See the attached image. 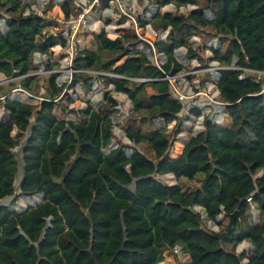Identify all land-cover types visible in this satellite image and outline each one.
<instances>
[{
    "label": "trees",
    "instance_id": "trees-1",
    "mask_svg": "<svg viewBox=\"0 0 264 264\" xmlns=\"http://www.w3.org/2000/svg\"><path fill=\"white\" fill-rule=\"evenodd\" d=\"M111 1L101 0V9L110 8ZM152 1L158 11L149 22L140 17L136 22L141 29L149 24L156 32H167L159 41L143 34L165 56L160 67L133 49L143 41L132 25L119 30L115 39L101 30L92 34L98 52L83 50L74 58L72 69L83 73H72L71 87L95 77L126 96L145 123L174 121L173 130L155 129L149 138L127 131L134 143L150 146L153 159L119 143L109 150L118 103L106 92L97 109H85V121L79 123L56 115L67 106L65 86L57 85L55 74L46 80L47 92L36 104L10 98L0 89V98L7 96L0 100L6 114L0 121V201L11 199L7 206L0 204V264H160L163 254L177 246L186 251L187 264H241V256L223 245L242 242L252 251L247 264H264V76L255 82L241 78L240 71L221 72L215 87L230 125L205 117L202 130L176 158L170 152L182 132V106L165 80L184 69L175 52L186 47L188 31L207 26L229 39L224 54L210 48L211 61L225 66L236 61L239 68L264 72V0ZM171 4L196 8L187 15L159 13ZM24 10L22 0H0V74L6 78L31 73L32 56L55 45L38 39L46 20L32 12L23 16ZM61 11L67 15L70 9ZM211 11L214 17L208 20ZM127 20L122 16L121 23ZM186 50L195 56L199 51ZM33 85L31 76L19 84L28 92ZM191 112L200 116L198 110ZM198 174L203 175L200 187L187 194L158 179L172 175L193 180ZM37 195L40 204L19 213L10 210L21 196ZM250 196L259 212L255 224L247 214ZM196 208L211 222L224 215L229 224L235 212L237 218L229 230L227 225L215 233L204 226ZM222 233L220 241L214 237Z\"/></svg>",
    "mask_w": 264,
    "mask_h": 264
},
{
    "label": "rangeland",
    "instance_id": "rangeland-1",
    "mask_svg": "<svg viewBox=\"0 0 264 264\" xmlns=\"http://www.w3.org/2000/svg\"><path fill=\"white\" fill-rule=\"evenodd\" d=\"M115 6L117 5L115 4ZM114 8V4L111 3V8L105 15L98 17L97 13L93 14L91 21V31H89V33L85 34L84 36H80L78 39V48L81 51L89 50L94 53L98 52L92 34H98L101 30H104L108 38L115 39L120 35L119 30H129L131 28L133 21L126 17L128 20L124 23H121L123 13L119 11V9L116 8L115 10ZM195 8L196 6L180 7L178 5L171 4L160 9L159 13L163 14L165 12H171L175 14L187 15ZM123 10L125 14L131 16V18L134 20L136 17H140L146 20V22H149L150 18L158 11L157 6L152 0H129V2L123 1ZM111 16L114 17V20ZM213 17V11L207 12L208 20H212ZM108 21L109 23H107ZM153 31L154 30L151 29L150 25L147 24L142 31L138 30V34L142 37H144L143 34L150 36L152 35ZM228 41V38L218 35L215 32L214 27L211 26L188 31V42L186 47L191 48L192 50L198 49L199 51L198 55L196 56L189 55L187 53L186 47L180 48L175 52L178 62H180L184 67L183 71L175 77V83L177 85L179 84L183 93H185L187 96H194L198 90H208L210 77L208 74L203 73V70L208 67L217 66L216 61L210 60L213 56L210 48L217 49L221 54H224L228 46ZM133 49H138L139 51L143 52V54H145L149 60H152L154 63L157 60V63L160 64L161 61L164 62L165 60L164 55L156 54L157 48L154 49L155 54L154 52L149 53L147 47L144 45V42L139 43ZM51 52L52 53L46 52L44 54L39 52L32 56V65L35 69H33L31 73L28 74V77H34V85L32 86L33 92L28 93L34 97L33 99L29 100L30 97L22 98L25 95H21L20 93L11 94L12 90L21 88L19 86L20 81L25 77L23 79L21 77L17 79V76L6 78L3 75H0V89H2L3 92H7L8 96H13L12 98L19 96L31 104H36L39 101V98H42L47 92L48 84L46 80L50 75L55 74L57 75V85L65 86L62 96L65 93L63 97V103L67 106L66 109H62L63 107H60L57 110L56 115L58 117L63 116L67 120H72L79 123H83L85 121V117L82 115L85 109L88 106H92L93 109H97L98 105L103 100L104 92H106L107 96L114 98L118 103L116 113L112 118L113 140L109 150L116 147V145L119 143L128 146V152H131L135 148L136 150L143 152L147 157L153 159L150 146L145 143H134L127 137V131L130 129L134 131H140L144 137L149 138L155 129L164 128L167 131L173 130L175 128V122L173 121L167 125H164L161 120L156 119L152 121V123H145L142 119L143 115L132 112L130 101L126 96L115 93L113 91V86H103L102 82H100L95 77H93L92 80L87 81L86 84L83 85L84 87L80 83L76 84L74 87H71V73L73 70L71 65H69L67 62L66 55L63 53V51L51 50ZM233 63H235V61ZM220 65L225 66L222 64ZM86 74L95 76V73L93 72H88ZM108 77L112 78L111 75ZM89 87L90 90L87 89ZM147 92L150 93V90H147ZM196 98L197 101L200 102V105H203L200 97ZM191 110L194 109H190V113L187 111H181L178 115L181 121L182 132L177 136V142L174 144V147L170 152V157L172 158L178 157L181 153L183 145L187 143L191 137L197 135L202 130V118H197L191 112ZM224 115L226 119H224L221 126L227 128L230 125L231 120L226 112ZM4 119H6V115L5 111L2 109V104L0 103V121ZM12 134L14 136L15 131ZM17 150L18 148L15 149V152ZM20 178L21 170L19 171L15 181L16 190ZM158 179L168 185H178L182 192L187 194L200 187L203 175L198 174L193 180L183 177L176 179L172 175L159 176ZM16 194H18V190L16 191ZM10 201V198H6L0 201V204L7 206L9 205ZM40 202V195L32 197L21 196L17 202L10 207V210L19 213L25 210L27 207H33L40 204ZM196 210L200 212L203 218L204 226L215 233H221L228 225V219L224 215H220L216 222H211L205 219L202 209L196 208ZM247 214L251 224L258 222L259 212L255 205L251 204ZM223 247L227 251L235 252L237 255H240L242 260L241 264H247L252 253L250 250V244L248 242H242L238 245H223ZM163 255L164 263L161 264H187L189 261L186 251L182 248V257L180 258L172 255V253L169 251L165 252Z\"/></svg>",
    "mask_w": 264,
    "mask_h": 264
},
{
    "label": "built area",
    "instance_id": "built-area-1",
    "mask_svg": "<svg viewBox=\"0 0 264 264\" xmlns=\"http://www.w3.org/2000/svg\"><path fill=\"white\" fill-rule=\"evenodd\" d=\"M123 1L129 2V0H112L110 2L114 4V9H119L123 13V16L130 18L133 21V28L135 30L136 35L142 40L145 44L147 43L150 47H152V53L154 51L153 42L148 39L140 36L138 34V30H143L138 27L136 19L134 20L131 16H128L124 13L123 10ZM22 4L25 6V10L23 12V16L28 15L30 12L34 13L39 17H43L47 22V27L42 30L39 40L41 42H45L47 40H53L55 45L50 47L47 52L52 53V51H63L66 55V59L69 65L73 64V60L77 57L82 51L78 48V39L80 36H84L85 34L91 31V21L93 14L97 13V16L100 17L108 13L110 8L108 9H101V0H22ZM50 4H53L52 9H47ZM115 4L117 6H115ZM69 7L70 12L67 15L62 13V9ZM110 16V15H109ZM112 17V16H111ZM114 20V17H112ZM4 22H2L3 30L5 31L6 28L4 26ZM194 30V29H193ZM167 36V32H152V37L159 40H165ZM156 54H158L156 52ZM161 55V54H160ZM44 56V55H43ZM152 62V60H150ZM165 61V60H164ZM161 63H157V60L152 62L154 66L157 68L160 67ZM236 63V61H235ZM232 63L230 66H221L217 62V66L208 67L203 70V73H206L210 77L209 87L208 90H198L194 96H187L185 93L181 91L179 84L175 83V76H166L165 80L169 82L171 87V94L174 100L178 101L181 106V111H187L190 113V109H195L200 112V116L197 118H202V121L205 117H207L211 122L216 125H222V117L225 114V106L226 103L222 102L219 93L215 87L216 82L219 79L220 73L223 71H240L242 72L241 78L248 77L255 82H258L262 76H264V72L257 71L254 69L249 68H239ZM73 70V69H72ZM83 73L82 71H74L72 73ZM71 73V74H72ZM84 73H88L84 72ZM92 73V72H91ZM95 73V76L99 73ZM180 74V73H179ZM26 76H17V79L20 77L23 79ZM6 80V79H5ZM137 81H144V80H137ZM7 82V80H6ZM12 93H20L21 95H25L22 98H29V100L33 99L34 97L28 93V91L18 88L11 91ZM8 96V95H7ZM5 97L0 98L3 100ZM8 97H11L10 95ZM13 97V96H12ZM196 97H200L202 100L203 105H200V102L197 101ZM22 102L29 103L27 100H23L19 96L17 97ZM42 98H39V101H42ZM38 101V102H39ZM196 103V105H195ZM246 202L251 204V196L246 198ZM172 255L176 256L177 258L182 257L181 255V248L179 246L175 247L171 252ZM164 263V262H162ZM161 264V263H160Z\"/></svg>",
    "mask_w": 264,
    "mask_h": 264
},
{
    "label": "water",
    "instance_id": "water-1",
    "mask_svg": "<svg viewBox=\"0 0 264 264\" xmlns=\"http://www.w3.org/2000/svg\"><path fill=\"white\" fill-rule=\"evenodd\" d=\"M188 210L191 212H194L193 208H188ZM236 218H237V212H235L232 216H230V221H229L227 230H229L231 228V226L234 223V221L236 220ZM224 235H225V233H222L220 235H214V237L220 241Z\"/></svg>",
    "mask_w": 264,
    "mask_h": 264
},
{
    "label": "crops",
    "instance_id": "crops-1",
    "mask_svg": "<svg viewBox=\"0 0 264 264\" xmlns=\"http://www.w3.org/2000/svg\"><path fill=\"white\" fill-rule=\"evenodd\" d=\"M0 75H2V74H0ZM6 115V114H5ZM224 119H226V117H225V115L222 117V120L224 121Z\"/></svg>",
    "mask_w": 264,
    "mask_h": 264
}]
</instances>
